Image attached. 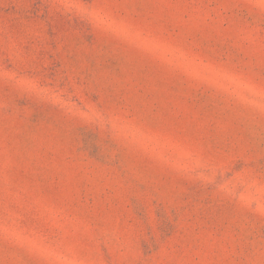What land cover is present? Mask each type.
Listing matches in <instances>:
<instances>
[{
  "label": "rangeland",
  "instance_id": "obj_1",
  "mask_svg": "<svg viewBox=\"0 0 264 264\" xmlns=\"http://www.w3.org/2000/svg\"><path fill=\"white\" fill-rule=\"evenodd\" d=\"M0 264H264V0H0Z\"/></svg>",
  "mask_w": 264,
  "mask_h": 264
}]
</instances>
